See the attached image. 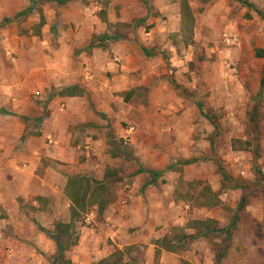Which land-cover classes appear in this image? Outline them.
<instances>
[{
	"label": "rangeland",
	"instance_id": "374dc122",
	"mask_svg": "<svg viewBox=\"0 0 264 264\" xmlns=\"http://www.w3.org/2000/svg\"><path fill=\"white\" fill-rule=\"evenodd\" d=\"M30 1L34 10L0 23V29L8 25L18 36L3 49L9 69H27L34 63L49 68L56 61L65 70L72 53L65 43L92 35L88 52L92 47L111 51L117 46L120 55H129L128 63L138 77L143 79L153 69L159 74L157 87L147 79L148 84L132 93V102L116 106L104 118L130 129L131 140H115L111 150L128 156L133 168L155 176L153 197L164 196L163 216L182 222L215 220L208 225L214 230L197 241L180 242L181 229L167 228L182 260L231 264L226 258L237 239L264 241V179L259 177V172L264 176V88L258 97L264 71V54L258 50L263 49L264 26L239 20L231 24V19L250 15L242 13L236 0H188L196 15L193 33L176 31L172 19L159 11L181 0ZM126 165L123 162L121 168ZM119 178L128 190L130 177ZM86 216L81 224L95 227ZM9 239L13 244L6 242ZM38 246L0 236V264H54L55 255Z\"/></svg>",
	"mask_w": 264,
	"mask_h": 264
},
{
	"label": "crops",
	"instance_id": "0c3cea01",
	"mask_svg": "<svg viewBox=\"0 0 264 264\" xmlns=\"http://www.w3.org/2000/svg\"><path fill=\"white\" fill-rule=\"evenodd\" d=\"M248 1L254 7L237 1L242 13H250L248 18L236 17L231 19V24L239 20L247 25L260 22L264 26L261 23L264 0ZM33 5L30 0H0V23L13 15L22 17L35 9ZM191 9L196 19L192 6ZM159 11L172 19L176 31L183 29L181 1L160 7ZM12 32L8 25L0 29V236L32 241L44 253L55 255L58 245L50 236H57L60 225L72 222L70 179L88 177L107 186L111 184L105 194L109 204L102 216L97 206L86 214L95 227L75 220L78 243L65 253L72 264H96L117 250L126 252L125 261L138 259L139 264H183L178 251L160 244L166 238L171 242L167 229L170 225L181 229V236L197 231L188 228L190 220L173 221L172 217L163 216L164 196L153 197L156 191L151 181L155 176L144 168L140 171L139 166L133 168L128 156L111 150L115 140L126 143L130 129L104 118L107 114L111 116L116 106L132 102L135 98L132 93L148 84L147 79H153L157 87L160 83L157 71L151 70L143 79L138 77L128 63L129 55H120L117 46L111 51L90 47L88 52L85 48L92 44V35L88 40L74 38L65 43L72 51L65 70L56 61L49 68L34 63L27 69H9L3 49L12 45V37H18ZM261 47L264 49V44ZM76 49L80 50L79 55L74 54ZM74 85L80 86L84 94L59 95L62 89ZM37 92L41 95H35ZM123 162L127 164L125 169L121 168ZM112 175H118V179L114 180ZM124 175L132 180L128 190L126 182L119 178ZM95 188L92 185L90 192ZM252 215L257 219L255 213ZM96 216L102 219L97 220ZM201 236L190 240L197 241ZM6 242L13 244L12 239ZM236 242L227 262L249 264L253 259V264H264V241L259 244L254 239H237ZM197 249L201 253L203 244Z\"/></svg>",
	"mask_w": 264,
	"mask_h": 264
},
{
	"label": "trees",
	"instance_id": "16d2710c",
	"mask_svg": "<svg viewBox=\"0 0 264 264\" xmlns=\"http://www.w3.org/2000/svg\"><path fill=\"white\" fill-rule=\"evenodd\" d=\"M240 3H242L244 6L252 8L254 5L250 3L248 0H236ZM182 4V10H183V16H184V22H183V31H187L185 33H193L194 31V23L195 18L194 14L191 9V5L188 0H181ZM258 13H260L257 10ZM261 15V14H260ZM264 19V18H263ZM258 54L262 55L264 54L263 49L258 50ZM261 90L258 94V97L262 95L263 88H264V71L261 78ZM84 90L78 86H68L62 89L59 92V95L61 96H78L81 94H84ZM190 161H184L183 164H189ZM171 169V167L169 168ZM219 170L221 175L224 177L226 181H230V179L227 177L225 171L219 166ZM259 177L264 179V176L259 172ZM93 183V184H91ZM92 185L97 186L92 192L91 187ZM106 184H102L101 182H98L92 178L88 177H82V178H71L69 182V191L68 195L70 199L72 200V222L70 224H64L60 225L58 228V234L56 238L51 237L54 239L58 245V251L55 254L54 258V264H72L71 260H68L66 258V251L70 250L73 246H75L78 243V238H73V235H75V220H80L82 216L89 213V209L97 206V211L100 216L103 215L104 210L109 204V198L105 197V194L108 192L109 187ZM242 188L243 186H236V188ZM211 223H215V220L207 219V220H191L188 223V228L195 229L197 231L196 234L193 235H186L184 234L181 237H178L177 239L181 241H186L193 239L195 237H198L200 235L206 236L208 233L213 231L214 229L209 227L208 225ZM224 229V228H223ZM216 231H221L217 230ZM73 238V240H72ZM159 245V243H158ZM166 249L170 251H177L172 242L167 241V238L164 240V246ZM157 254L159 257L160 250L158 248ZM125 251L117 250L115 251L110 257L105 258L101 261H99L96 264H139L138 259H132V261H125ZM183 264H192L189 261L182 260Z\"/></svg>",
	"mask_w": 264,
	"mask_h": 264
},
{
	"label": "built area",
	"instance_id": "2783aa9c",
	"mask_svg": "<svg viewBox=\"0 0 264 264\" xmlns=\"http://www.w3.org/2000/svg\"><path fill=\"white\" fill-rule=\"evenodd\" d=\"M36 95L40 96L41 94H40V92H37ZM89 148H90V146H87V149H89ZM85 220H86L87 223H89V224L91 223L90 217H86Z\"/></svg>",
	"mask_w": 264,
	"mask_h": 264
}]
</instances>
